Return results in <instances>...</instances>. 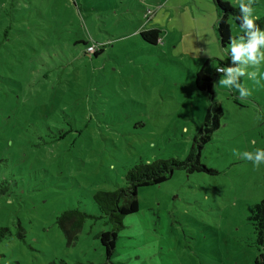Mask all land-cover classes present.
I'll list each match as a JSON object with an SVG mask.
<instances>
[{
  "label": "rangeland",
  "instance_id": "1",
  "mask_svg": "<svg viewBox=\"0 0 264 264\" xmlns=\"http://www.w3.org/2000/svg\"><path fill=\"white\" fill-rule=\"evenodd\" d=\"M228 1L264 15V0ZM215 20L212 0H0V187L15 181L22 195L0 197L12 232L0 264H253L264 164L241 153L264 149V45L256 59L227 47L237 71L209 68L222 114L200 161L214 173L176 169L138 188L109 261L94 237L110 229L102 218H87L71 244L55 222L69 207L98 215L92 193L124 185L140 159L186 156L210 104L195 72L222 57ZM152 25L156 44L139 34ZM82 40L103 51L83 54Z\"/></svg>",
  "mask_w": 264,
  "mask_h": 264
},
{
  "label": "trees",
  "instance_id": "2",
  "mask_svg": "<svg viewBox=\"0 0 264 264\" xmlns=\"http://www.w3.org/2000/svg\"><path fill=\"white\" fill-rule=\"evenodd\" d=\"M215 8L216 20L213 25V30L216 35L217 43L222 51V57L206 59L199 70L194 75V86L197 90L205 91L209 95L210 104L207 106L203 121L193 135L192 144L184 158H168L156 159L148 161L140 159L138 162L126 169L123 175L124 185L118 186L113 190H97L92 193V200L96 205L99 214L92 215L85 212L79 207H69L62 210L55 218L57 226L60 228L63 236L68 244H71L78 238V233L87 218L103 219L104 224H109L110 229L99 231L94 237L98 238L103 246L104 256L109 261L117 238V231L123 227V219L126 215L134 213L138 210L137 189L143 186L160 184L169 179L174 170H184L186 173L192 172H208L214 173L215 170L207 167L200 161V150L206 142L210 140L212 133L219 127V117L222 114L219 103L214 99L212 93L213 80L209 73V68L214 62H218V66L233 68V61L230 56H225L224 50L227 49L231 35L229 20H232L237 26L246 31H254L249 29L243 22L245 12L242 11V5L250 7L247 4L232 6L228 0H212ZM236 17V18H235ZM238 18V19H237ZM264 31V15L260 19L254 21ZM141 38L150 43L156 44L159 40L161 31L157 26L141 30L139 32ZM82 43L89 44L85 40ZM93 44V43H92ZM97 48L88 53L86 48L83 54L88 56H97L103 51V44L94 43ZM234 55L232 52H229ZM217 66V67H218ZM224 69V68H223ZM224 72V70H223ZM223 72H216L221 74ZM214 73V71H213ZM0 187L1 196H16L21 199V194H18L17 183ZM256 231V250L257 254L253 264H264V197L259 201L258 212L255 218ZM12 234L7 226H0V242ZM16 235L24 240V229L21 225L16 226ZM60 264H68L61 261ZM74 264H97L93 262H80Z\"/></svg>",
  "mask_w": 264,
  "mask_h": 264
},
{
  "label": "clouds",
  "instance_id": "3",
  "mask_svg": "<svg viewBox=\"0 0 264 264\" xmlns=\"http://www.w3.org/2000/svg\"><path fill=\"white\" fill-rule=\"evenodd\" d=\"M251 3V0H250ZM242 11L245 13L250 12V8L242 5ZM236 18V17H235ZM238 19V18H237ZM259 16H249L245 15L243 17V22L249 29H255L248 33L249 39L245 41L243 38L231 39L228 47L231 48V52L234 54L233 59H239L242 54H246L249 59H256L259 57L260 53L257 51L258 45H264V31L260 30L258 25L254 21L259 20ZM226 70L228 73L237 71L233 68L221 69L217 68V71ZM231 83V78L221 79L219 84L226 87ZM249 94L247 92L241 91L240 97H247ZM243 159L251 161L253 166H259L264 164V149H256L255 152L245 151L241 153Z\"/></svg>",
  "mask_w": 264,
  "mask_h": 264
},
{
  "label": "built area",
  "instance_id": "4",
  "mask_svg": "<svg viewBox=\"0 0 264 264\" xmlns=\"http://www.w3.org/2000/svg\"><path fill=\"white\" fill-rule=\"evenodd\" d=\"M149 13H150V10H147V12H146L147 17L150 16V15H148ZM96 48H97V45H95V44H90V45L87 46L86 51H87L88 53H91V52H93ZM218 67H219V66H218ZM218 67L215 68V71H216V72H223V70H221V71H217V68H218ZM220 68L223 69L222 67H220Z\"/></svg>",
  "mask_w": 264,
  "mask_h": 264
},
{
  "label": "crops",
  "instance_id": "5",
  "mask_svg": "<svg viewBox=\"0 0 264 264\" xmlns=\"http://www.w3.org/2000/svg\"><path fill=\"white\" fill-rule=\"evenodd\" d=\"M147 12V11H146ZM152 15V14H151ZM159 27V26H158ZM161 31V30H160Z\"/></svg>",
  "mask_w": 264,
  "mask_h": 264
}]
</instances>
